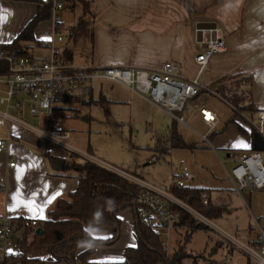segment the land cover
I'll return each instance as SVG.
<instances>
[{"label":"crops","instance_id":"1","mask_svg":"<svg viewBox=\"0 0 264 264\" xmlns=\"http://www.w3.org/2000/svg\"><path fill=\"white\" fill-rule=\"evenodd\" d=\"M61 1L64 3L62 10L58 12L51 10L49 18L37 24L34 30L35 40L31 43L25 42L29 44L27 49L29 52H31L33 44H37L41 50L46 51L43 56L48 54L49 51L40 47L39 43L44 39L54 37V16L59 14L62 20L61 31L65 35V40L60 45L63 49L70 50V60L77 66H92L94 68L115 66L156 70L163 62L176 61L180 64V75L183 78L188 80L197 78L199 81V94L194 100L192 99L193 101L191 100L194 106L209 108L207 104L211 103L212 98L218 97L230 106L233 115L234 106L229 104L222 95L218 94L217 90L225 83L223 81L225 77H233L229 81L226 80L228 85H230V83L234 84L232 82L248 76L249 78L243 80L245 84L240 89L250 92L251 99L256 107L255 114L260 109H264V0H91L90 9L87 13L83 11L80 3L70 7L72 1L69 2L70 6L66 4L65 0ZM37 11L38 4L34 1L0 0V17H3L0 19V46L9 44L16 39L27 23L36 15ZM202 21L215 22L221 27L226 49L213 55L203 71L199 73L195 56L205 47L202 41L197 40V25ZM5 53L7 51L0 50V58ZM104 80L109 79L96 78L93 80L88 97L81 102L73 104L78 111V106H82L84 103L106 102L107 98L103 95V83L107 81ZM111 81L113 80L108 82L119 84L131 96L138 95L160 108L145 96L132 91L126 85ZM96 84L98 85L97 87ZM113 87V85L110 86L111 89ZM5 88L6 86L2 84L0 95H4ZM96 88L101 95L98 100L94 96ZM4 109H6V105L0 104V111ZM160 109L163 110L162 108ZM212 111L216 113L214 110ZM8 112L11 116L16 117L18 110L10 106ZM252 112V110L243 113L239 112V115L233 120H231L232 118L229 120V124H231L229 130L234 133L232 139L235 143L230 144L229 146L231 147L225 148L227 151L225 157L219 158V163L226 172V179L230 180V190L242 198H244V191L255 189L246 188L241 193L236 192L232 179L228 175L226 164L223 161L230 153L239 154L251 148L250 131L252 128H255L264 137V134L256 128V123L252 122L250 116L253 114ZM53 113L51 115L45 113L33 115L29 112V103L26 101L22 108V119L40 129L49 130L50 128L58 127L57 121L59 119L69 118L59 111L55 112L58 114L56 117L53 116L55 115ZM199 115L198 118L200 117L201 121L207 126L208 130L205 133H210V139L213 144V141L217 140V136L222 133V131L216 132L215 130L219 124L218 114L216 113L218 123L211 131H209V126L203 120L200 109ZM86 118L85 116L84 119ZM176 123H173L163 134L156 135L154 146L147 148L152 153V159L148 163L159 161L166 154H170L177 149L192 150L196 148L197 141L186 140L180 134L185 145L182 147L170 146L171 148L169 149L171 151H168V149V152L159 156L157 139L169 134L174 125L177 130ZM240 126L247 132H242ZM62 129L70 132L67 128L62 127ZM197 133L200 138L204 134ZM224 134L226 133L223 132L222 136ZM5 135H9L11 138L6 148L0 151V214L7 215L12 219L33 217L41 221L47 217L48 212L60 198H66L79 186L78 173L73 169L65 170L66 166L72 162L71 154L66 149L45 140L39 134L22 126L17 120L4 121L0 117V136ZM71 139L72 133L70 132L68 141L71 145L78 148L71 143ZM209 148L216 151L214 145L209 146ZM78 149L89 152L97 158L119 167L98 156L92 149ZM53 159L63 161L62 169L53 167ZM11 161L16 162L14 166L9 165ZM185 164V160L181 158L174 173L184 171ZM122 169L147 180L142 174L144 168L141 169L136 166L131 170ZM188 180V185L190 186L208 189V194L211 198L210 202L213 205L227 207L225 214L216 218V220L223 219L232 212V207L222 201L223 191L213 190L214 198L218 200L214 202L212 200V188L196 185L192 174ZM155 185L160 186L158 184ZM171 187L170 184L165 188L170 189ZM53 196L55 197L54 199ZM29 202H32L35 207ZM119 217L121 219L119 237L111 244L99 246L91 254L90 261H122L125 258L126 248L137 244L134 210L130 207L125 208L120 212ZM257 224L261 225L258 219L256 220ZM218 226L221 227L220 225ZM255 226L250 223V230ZM222 229L226 231L224 228ZM86 230L93 238L97 239H108L114 233V227L111 225H89ZM201 230L206 231L208 237L205 238V247L198 250L208 247L209 234L216 236L217 240L223 241L224 244L221 247L223 250L225 244H227V248H235L228 242H224V239L222 240L211 228H200L191 232L187 243H192L194 235ZM23 231V227L18 228L6 242L8 254L10 252L9 248H11V240L18 237ZM179 234H183V230L174 231L171 246ZM82 250H84V247L79 248V251ZM43 252H33L30 256L42 257L44 255ZM203 263L208 264V261L200 262V264ZM78 264L80 263L78 262Z\"/></svg>","mask_w":264,"mask_h":264},{"label":"built area","instance_id":"2","mask_svg":"<svg viewBox=\"0 0 264 264\" xmlns=\"http://www.w3.org/2000/svg\"><path fill=\"white\" fill-rule=\"evenodd\" d=\"M52 11H61L64 3L52 0ZM61 17L54 16V37L44 39L40 47L49 52L46 56H35L32 53L20 55L16 51L2 55L8 62V72L0 74V90L4 84V95H0V104L6 109L0 111L4 120H17L22 126L39 134L57 146L66 149L70 154L94 162L106 169L114 171L139 186L134 211L138 220L147 225L151 232L159 238L160 245L166 254L170 253L172 234L175 230L188 231L187 225H182L183 211L201 221L230 245L237 246L254 259L258 264H264V227L257 224L249 231V242L242 243L234 235L224 231L212 219L208 218L187 202L176 196L169 188L157 186L137 175L115 167L89 152L81 151L69 143L70 132L66 129L53 127L43 130L22 119V108L26 101L29 112L33 115H51L59 111L66 116L78 115V109L73 104L81 102L91 92L92 82L96 78H106L120 82L132 91L145 96L152 103L162 108L174 121L186 123L184 110L190 100L197 97L200 84L197 78L188 80L180 75V64L176 61L163 62L156 70L134 69L127 67L77 66L65 55V49L60 45L65 35L61 31ZM202 42L204 49L197 53L195 62L201 73L213 55L226 49L225 38L221 27H209L203 30ZM25 97V98H23ZM10 106L18 110L13 117L8 112ZM203 120L209 126V131L218 123L216 113L206 107L200 108ZM258 130L264 134V109L257 113ZM10 136H0V151H3ZM201 138L208 146H213L210 133H204ZM168 151H171L170 149ZM183 162V160H182ZM232 179L234 190L241 193L246 188H264V153L260 151H243L239 154L230 153L223 161ZM15 161L9 163L15 165ZM190 172L172 173L171 186H188ZM205 205L210 203L208 192L202 193ZM39 220L25 217L21 221L0 214V259L7 253V241L14 235L18 225L24 228H37Z\"/></svg>","mask_w":264,"mask_h":264},{"label":"rangeland","instance_id":"3","mask_svg":"<svg viewBox=\"0 0 264 264\" xmlns=\"http://www.w3.org/2000/svg\"><path fill=\"white\" fill-rule=\"evenodd\" d=\"M31 52L35 56H43L46 51L41 50L37 44H33ZM104 81H107L103 83V95L107 98L105 103H84L82 106H78V115L68 116L69 118H62L57 121L59 128H67L72 133L70 140L72 144L83 150L92 149L98 156L119 166L120 169L131 170L136 166L137 168H144L142 174L147 178V181L150 180L149 182L158 184L163 188L171 184L170 175L177 169L180 159L183 158L186 162L184 168L193 175L194 183L198 186L212 188V200L214 202L218 200L214 198L213 190L223 191L222 201L229 204L233 209L223 219H212L215 223L236 236L242 243H246L248 240L250 223L255 226L258 219L261 226L264 227V188L246 190L243 192L244 198L240 197L230 190V180L226 179V172L219 163V158L225 157L227 152L225 148L231 147L229 145L235 143L232 139L234 133L229 130L231 128L229 120L232 118L233 111L226 102L214 97L211 103L207 104L219 117L216 132L226 133L224 136L220 133L216 138L217 140L213 141L216 150L213 151L197 133H205L208 129L200 117L198 118L200 107L194 106L191 100L183 113L187 120L185 125L176 123L165 111L142 97L131 96L119 84L108 82L110 80ZM111 85L114 86L113 89L110 88ZM94 96L96 100L101 97L97 88ZM55 112L53 113L55 114L54 117L58 115ZM252 113L250 115L252 122L256 123V128H258L257 114L255 111ZM85 116L86 119H84ZM173 123H176L179 134L183 135L186 140L197 141L196 148L192 150L177 149L166 154L159 161L148 163L152 159V153L147 148H152L156 135L163 134ZM169 148L171 147L169 146ZM71 160L75 166L77 164L82 167L85 165V162L80 158L73 157ZM186 235V231L183 230V234L177 236L169 254L182 244L185 245L188 252L195 256V259L197 255H202L197 259L200 262L208 261V264H258L237 246L230 249L225 244L223 250L221 247L224 243L217 240L216 236L212 234H209L210 245L208 244V247L203 250H198L205 247V238L208 237V234L204 230L198 231L194 235V241L190 244L184 241ZM21 237H23L22 233L11 240L9 254L17 251L18 240ZM31 239L32 234L29 235V241ZM43 253L48 255L46 251ZM190 263V260H185V264Z\"/></svg>","mask_w":264,"mask_h":264},{"label":"trees","instance_id":"4","mask_svg":"<svg viewBox=\"0 0 264 264\" xmlns=\"http://www.w3.org/2000/svg\"><path fill=\"white\" fill-rule=\"evenodd\" d=\"M28 1H34L38 4L36 15L27 23L16 39L9 44L0 46L1 51H16L20 55L31 53L27 50L29 44L25 42L31 43L35 40L34 30L39 22L49 18L53 1ZM65 1L68 6H70L69 2L72 1L70 7L80 3L83 11L85 13L89 12L91 0ZM65 55L67 58H71L69 49H65ZM8 69L7 60L3 57L0 58V74L8 72ZM232 78H223L225 83L217 90L218 94L222 95L229 104L234 106V115L231 120L239 115V112L256 111L250 92L240 89L245 84L243 80L249 77H242L238 81L232 82L234 84L230 83L228 85L227 81ZM235 78L237 79V77ZM240 129L244 133L247 132L242 126H240ZM250 135L251 148L248 151L264 153V137L255 128L251 129ZM157 145H159L157 151L160 156L167 152L169 146L182 147L185 143L174 125L169 134L157 139ZM73 157L80 158L85 162L82 167L79 164L75 166L72 161L65 168L66 171L73 169L78 173L79 186L77 189L66 198H60L48 212L45 219L41 221L38 219V227L43 229V233H37L38 227H23V237L18 240L17 251L10 254L7 253L3 260L0 261L1 264H78V262L80 264H185L187 259L191 261L190 264H200L197 259L202 255H197L195 259V256L188 252L185 249V245L182 244L173 250L171 254H166L160 245L159 238L151 232L147 225L138 220L136 214L134 223L137 244L126 248L125 258L116 262L90 261L91 254L99 246L108 245L117 240L121 231L119 214L128 207L134 210L136 196L140 188L114 171L85 160L76 154H71V159ZM170 190L210 219L219 218L227 211L225 206L213 205L211 202L207 205L203 203L202 193L209 192L206 188L188 185L185 187L172 186ZM182 215L181 224L187 225L189 229L184 237L185 243L188 242L191 232L200 228H209L185 211H183ZM21 220L19 219V221ZM89 225H111L114 227L113 236L108 239L93 238L86 230ZM20 227L22 226L18 225L17 228ZM30 234H32V239L29 241ZM81 247H84V250L79 251ZM37 251H46L48 255L42 257L30 256L31 253Z\"/></svg>","mask_w":264,"mask_h":264},{"label":"water","instance_id":"5","mask_svg":"<svg viewBox=\"0 0 264 264\" xmlns=\"http://www.w3.org/2000/svg\"><path fill=\"white\" fill-rule=\"evenodd\" d=\"M217 23L215 22H210V21H202L198 23L197 25V40L201 41L203 38V30L209 27H215ZM53 167L55 169H62L63 167V161L60 159H53ZM37 233L41 234L43 233V229L41 227L37 228Z\"/></svg>","mask_w":264,"mask_h":264},{"label":"snow or ice","instance_id":"6","mask_svg":"<svg viewBox=\"0 0 264 264\" xmlns=\"http://www.w3.org/2000/svg\"><path fill=\"white\" fill-rule=\"evenodd\" d=\"M3 17H0V19H2ZM55 197L53 196V199H54ZM33 207H35V205L32 203V202H29ZM101 238H103V237H101Z\"/></svg>","mask_w":264,"mask_h":264}]
</instances>
